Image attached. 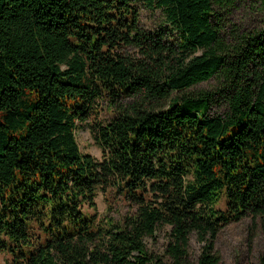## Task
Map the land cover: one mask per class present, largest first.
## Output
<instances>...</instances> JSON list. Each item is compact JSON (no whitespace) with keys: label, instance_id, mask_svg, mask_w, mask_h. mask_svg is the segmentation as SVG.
<instances>
[{"label":"trees","instance_id":"1","mask_svg":"<svg viewBox=\"0 0 264 264\" xmlns=\"http://www.w3.org/2000/svg\"><path fill=\"white\" fill-rule=\"evenodd\" d=\"M242 1L0 0L3 264H220L224 226L264 232V31L228 21ZM101 101L98 160L76 130ZM98 191L127 211L98 215Z\"/></svg>","mask_w":264,"mask_h":264},{"label":"rangeland","instance_id":"2","mask_svg":"<svg viewBox=\"0 0 264 264\" xmlns=\"http://www.w3.org/2000/svg\"><path fill=\"white\" fill-rule=\"evenodd\" d=\"M161 11L142 9L140 24L145 30L158 29L163 22ZM228 21L236 24L242 30H263L264 11L260 2L245 0L237 2L232 8ZM214 85L213 80L202 82L196 86L198 89H210ZM226 110L218 101L211 106V113L221 114ZM111 111L105 102L101 101L92 108L90 115L84 124L78 123L76 138L80 149L84 153L93 155L96 159H102V150L96 145L92 137V128L97 123L106 121L111 117ZM96 213L100 216L109 214L118 219L120 214L127 211V204L120 197L111 196L98 191L95 197ZM166 245V232L158 231L154 240L147 241L149 251L158 255L164 254ZM215 249L220 256V264H255L258 256L264 252V232L260 222H252L250 217L224 226L215 241ZM199 246L194 238L190 241L189 253L192 262L196 260ZM8 254L0 253V262L3 264L9 260Z\"/></svg>","mask_w":264,"mask_h":264}]
</instances>
